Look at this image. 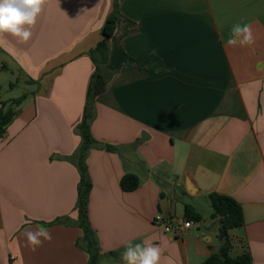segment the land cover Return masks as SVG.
<instances>
[{
	"label": "crops",
	"instance_id": "0c3cea01",
	"mask_svg": "<svg viewBox=\"0 0 264 264\" xmlns=\"http://www.w3.org/2000/svg\"><path fill=\"white\" fill-rule=\"evenodd\" d=\"M114 2L47 0L27 42L0 35V95L26 92L1 95L23 102L0 138V264H89L78 246L77 129ZM237 23L251 25L254 45L226 44ZM109 46L91 127L99 147L86 160L100 264H125L129 243L159 246L160 264H203L223 242L211 193L244 211L230 255L264 264V0H120ZM127 174L137 190H123ZM186 206L202 221L182 236L154 223L186 218ZM37 225L52 239L33 251L26 232Z\"/></svg>",
	"mask_w": 264,
	"mask_h": 264
},
{
	"label": "trees",
	"instance_id": "16d2710c",
	"mask_svg": "<svg viewBox=\"0 0 264 264\" xmlns=\"http://www.w3.org/2000/svg\"><path fill=\"white\" fill-rule=\"evenodd\" d=\"M120 17V0H115L114 11L107 18L102 29L103 39L97 47L90 52L91 59L95 64L96 71L92 76L84 111L83 121L77 129L81 138V144L76 152L77 167L80 172V183L78 187V201L76 210L79 214V226L84 232L82 243L78 246L82 248L90 257L89 264H100L101 249L99 240L95 230L89 221V200L92 190L86 160L94 147H99V142L92 134V122L95 117L96 99L104 94L108 89L109 77L107 74V64L109 61L110 46L109 42L114 36L117 23ZM1 93V88H0ZM23 102V98L14 100L10 104L2 101L0 95V138L4 136L7 128L12 123L16 113L15 107ZM109 151H116L113 146H106ZM140 180L137 176L127 174L121 181L124 191L132 192L139 188ZM210 201L214 210V216L218 219V226L225 233L220 251L213 253L203 264H253L252 257L249 253L232 257L230 250L232 248L230 231L242 228L245 225L244 211L242 205L234 198L220 194L211 193ZM186 218L200 223L202 221L199 215L191 206H186ZM62 223V219H58L51 224Z\"/></svg>",
	"mask_w": 264,
	"mask_h": 264
},
{
	"label": "clouds",
	"instance_id": "9594fccd",
	"mask_svg": "<svg viewBox=\"0 0 264 264\" xmlns=\"http://www.w3.org/2000/svg\"><path fill=\"white\" fill-rule=\"evenodd\" d=\"M47 0H0V35L5 33L27 42L30 31L42 12ZM255 43L252 27L248 23H237L231 28L226 39L228 46H252ZM28 245L35 251L44 241H51L50 231L43 225H37L35 231L26 232ZM125 264H160L161 249L153 244H131L126 246L121 256Z\"/></svg>",
	"mask_w": 264,
	"mask_h": 264
},
{
	"label": "built area",
	"instance_id": "2783aa9c",
	"mask_svg": "<svg viewBox=\"0 0 264 264\" xmlns=\"http://www.w3.org/2000/svg\"><path fill=\"white\" fill-rule=\"evenodd\" d=\"M154 223L161 227L164 233L175 237L182 236L194 226V221L190 219L171 217L161 213L155 216Z\"/></svg>",
	"mask_w": 264,
	"mask_h": 264
},
{
	"label": "rangeland",
	"instance_id": "374dc122",
	"mask_svg": "<svg viewBox=\"0 0 264 264\" xmlns=\"http://www.w3.org/2000/svg\"><path fill=\"white\" fill-rule=\"evenodd\" d=\"M25 89L23 86L17 87L14 92L5 90L1 95L3 100H9L12 97H21L25 94Z\"/></svg>",
	"mask_w": 264,
	"mask_h": 264
},
{
	"label": "water",
	"instance_id": "95a60500",
	"mask_svg": "<svg viewBox=\"0 0 264 264\" xmlns=\"http://www.w3.org/2000/svg\"><path fill=\"white\" fill-rule=\"evenodd\" d=\"M189 192L192 193L191 191H189ZM214 221H217V218H214ZM207 223H209V222H204L202 224V228H207ZM224 235H225V233L222 232L221 235H220V238L223 239L224 238Z\"/></svg>",
	"mask_w": 264,
	"mask_h": 264
}]
</instances>
